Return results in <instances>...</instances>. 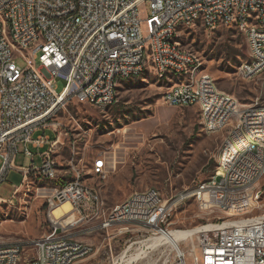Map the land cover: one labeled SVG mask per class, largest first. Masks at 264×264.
<instances>
[{
  "label": "built area",
  "instance_id": "obj_1",
  "mask_svg": "<svg viewBox=\"0 0 264 264\" xmlns=\"http://www.w3.org/2000/svg\"><path fill=\"white\" fill-rule=\"evenodd\" d=\"M3 6H12V15L3 14ZM191 13H201L198 22L206 28H217L214 20H221V26L237 29L245 38L246 30L264 29V0H0V183L6 181L12 168L23 172V180L32 169L56 178L53 153L59 137H33L34 132L47 128L54 108L69 99L99 107L105 102L116 105L119 98L111 97V86H117L120 75L136 74L142 66L167 74L170 70L189 72V79L163 90L162 100L172 107L196 106L200 118L201 111H215V118L207 120V133L223 132V126L231 125L235 118L249 116V124L242 131L224 136L221 152L232 140L246 138V132L264 126L258 109V100H264V55H257L259 67L240 73L259 88L256 111L243 114L234 96L211 88L213 78L207 72L190 77L193 50H177L179 42L167 40V32L196 23L190 22ZM174 17H182L181 26H174ZM261 41L264 37L246 39L247 48L257 53ZM141 51H150V65L142 64ZM19 58L32 60L31 69L22 70ZM15 75H23V82H15ZM57 79L65 83L61 92L56 90ZM56 128L54 125V131ZM20 142L31 157L29 168L15 165ZM29 143L36 147L49 144L48 150L40 153V166L34 162ZM219 160L220 154L217 166ZM95 167L99 177H107V161L100 154ZM72 171L82 173L74 165ZM263 178L264 137L222 169V175L207 183L205 191H198L196 184L164 196L148 187L131 192L110 208L104 207L98 190L86 183L51 191L46 196L47 231L32 242L0 244V264H75L82 258L76 257V250L85 242L77 239L74 231L90 223L92 232V228H99V221H107L106 230L136 224L150 238L158 239L172 230L167 224L173 213L189 200L226 217L193 235L180 236L179 243H186V249L174 257L169 254L164 264H188V255L194 264H264V214L244 216L259 202L257 193L247 200L234 196V202H224L221 195L225 186L248 187L260 184ZM16 192L17 188L10 200ZM64 201L72 210L56 218L54 210ZM65 240L77 241V248H65Z\"/></svg>",
  "mask_w": 264,
  "mask_h": 264
},
{
  "label": "rangeland",
  "instance_id": "obj_2",
  "mask_svg": "<svg viewBox=\"0 0 264 264\" xmlns=\"http://www.w3.org/2000/svg\"><path fill=\"white\" fill-rule=\"evenodd\" d=\"M148 5H143L144 16ZM198 21L201 20L191 25H180L175 40L202 58L203 69L213 78L217 88L234 96L241 107L248 105L258 96L259 88L244 80L239 73L240 64L248 58L247 38L237 29L221 25L209 29ZM236 53L246 58L241 61L238 57L240 63L232 65L231 60ZM17 63L22 67L27 64L21 58ZM36 65L39 66L38 60ZM180 79L160 80L154 68L147 66L141 76L120 82L117 89L119 103L116 105L99 107L69 99L56 107L47 120L48 127L37 129L33 137L48 135L51 140L56 136L60 138L53 153L58 175L49 179L38 169H32L23 180L22 171L10 169L6 181L0 183V198L7 200L0 201V244L28 243L42 236L48 227L46 196L78 176L98 190L105 208L122 202L135 190L154 187L164 196H169L210 179L216 172L227 131L207 133L202 126V114L200 118L196 106L172 107L163 102V90ZM56 83L57 92H61L64 81L57 79ZM54 125L57 126L55 131ZM28 146L34 154L35 164L40 166V153L48 149L49 144L44 148H33L31 143ZM24 147V143L18 144L15 165L29 168L31 157L24 153ZM99 154L107 161L106 178L93 171L94 160ZM2 163L0 156V167ZM73 165L82 173H71ZM16 188L15 197L10 200ZM247 188L257 193L259 202L244 216L264 214V178L260 184L228 191L240 193ZM224 191V196H227V190ZM225 217L222 212L203 210L189 200L173 213L167 227L198 232L205 225ZM89 226L90 223L74 231L75 237L91 245L92 250L75 264H112V260L128 245L150 238L148 232L136 224H123L108 230L92 228V232ZM166 247L146 249L150 252L149 257L129 264H164L171 249ZM186 247V243L180 245L181 249ZM28 253L32 254L31 248H28ZM169 254L174 257L176 253L172 251ZM187 263L194 264L190 255Z\"/></svg>",
  "mask_w": 264,
  "mask_h": 264
},
{
  "label": "bare ground",
  "instance_id": "obj_3",
  "mask_svg": "<svg viewBox=\"0 0 264 264\" xmlns=\"http://www.w3.org/2000/svg\"><path fill=\"white\" fill-rule=\"evenodd\" d=\"M3 14L12 15V6H3ZM197 20H201V13H191L190 22H195ZM180 25H182V17H174V26H180ZM219 25H221V20H214V27H217ZM176 34L177 31L167 32V40L176 41L175 40ZM254 37H264V29L254 28V32L253 30H246L247 39H254ZM177 50H185V48L181 47L177 43ZM257 55H264V41L259 42L257 53L254 52V50H250L248 48V58L242 61V63L240 64L239 73H242L243 70L247 68L259 67V60H257ZM141 59L143 65H148L150 63V51H141ZM25 62L27 64L25 67H22V70H30L32 67V60H25ZM146 68L147 66H142V68L138 70L136 74L120 75L118 77L117 86H111V97H118L117 89L122 80L139 77L145 71ZM154 70L157 77L163 81L170 79V77L181 78L180 81L173 83V85L169 87L178 86L180 82L189 79L188 71L170 70V72L167 74V72H159L157 69ZM205 72L206 71H204L203 69L202 58L196 52L193 51L190 77L203 76ZM15 82H23V75H15ZM211 88H217L213 79H211ZM257 100H258V96L248 105L241 107V112L243 114H252L253 112H255L257 107ZM105 105H113V102H105L104 106ZM258 109H259V114H262V118H264V100H258ZM201 114H202V126L204 129L207 130V120L215 118V111H201ZM245 124H249V116L240 115V117H237L232 121L231 125H224L223 131L226 130L227 135H235L236 133H239L244 129ZM262 137H264V126H257L255 127V129L246 132V138H239L236 140H232L231 145H228V147H226V150L220 153L219 166H217L215 174L207 181L202 182L198 186V191H205V189L207 188V183H212L213 179H216L217 176L222 175V169H227L228 166L232 165V160H234L236 157L242 156V152L244 149H250L252 143H254V141H257ZM97 162H98V157L94 160V165H93V171L96 174H98L97 167H95ZM44 177L49 179L53 178L52 176H44ZM79 183H84V182L78 176L71 180H67L59 188L53 189V191L68 190L69 188H71V185L79 184ZM252 184L256 185L257 183H252ZM244 186H245L244 184H231L229 186H225L221 188V195L223 196V201L234 202V196H238L240 200L250 199V197H252L251 188H247L240 193L239 192L233 193V191L232 192L228 191L230 189H236ZM224 190H227L226 191L227 196L225 195L226 197L223 194V192H225ZM71 210H72V205L68 201H64L60 206L55 208L54 215L56 218H60L64 214L70 213ZM101 229H107V221H99V228H93V230H101ZM196 231L197 230H189V231L171 230L164 233L158 239L149 238L144 240H138L132 243L131 245H128L120 255H117L112 260V264H129L131 263V261H136L138 259L140 260L145 259L149 257L150 254V252L147 251L146 249H155L156 247H161V246L171 247V249L168 251L169 253L175 251L176 254H180L182 252L179 243V239L181 238L180 236H184V235L189 236L192 232L194 233ZM65 248H77V241L65 240ZM90 249H91V245L87 243L80 244L79 248H77L76 250V257H83L86 254V251ZM133 249H135L134 253L129 254V252L132 251ZM169 253H167L166 256H168Z\"/></svg>",
  "mask_w": 264,
  "mask_h": 264
},
{
  "label": "trees",
  "instance_id": "obj_4",
  "mask_svg": "<svg viewBox=\"0 0 264 264\" xmlns=\"http://www.w3.org/2000/svg\"><path fill=\"white\" fill-rule=\"evenodd\" d=\"M247 46V45H246ZM238 57L241 58V61L246 58L245 55H242L240 53H236L233 57H232V60H231V64L232 65H238L240 63V61L238 60Z\"/></svg>",
  "mask_w": 264,
  "mask_h": 264
},
{
  "label": "crops",
  "instance_id": "obj_5",
  "mask_svg": "<svg viewBox=\"0 0 264 264\" xmlns=\"http://www.w3.org/2000/svg\"><path fill=\"white\" fill-rule=\"evenodd\" d=\"M29 144H30V143H29ZM31 145H32L33 148H44V147L46 146V144H45L43 147H36V146H35L34 144H32V143H31ZM29 148H30V147H29ZM48 148H49V147H48ZM46 150H48V149H46ZM44 151H45V150H44ZM44 151H42V152H44ZM36 166H37V165H36Z\"/></svg>",
  "mask_w": 264,
  "mask_h": 264
}]
</instances>
